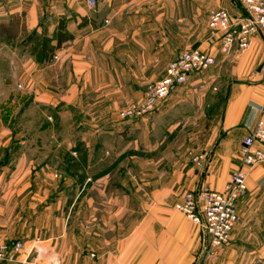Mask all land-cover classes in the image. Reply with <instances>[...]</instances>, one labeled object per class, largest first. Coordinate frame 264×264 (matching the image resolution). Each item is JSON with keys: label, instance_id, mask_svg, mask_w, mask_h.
<instances>
[{"label": "crops", "instance_id": "obj_1", "mask_svg": "<svg viewBox=\"0 0 264 264\" xmlns=\"http://www.w3.org/2000/svg\"><path fill=\"white\" fill-rule=\"evenodd\" d=\"M214 9L244 14L239 0H97L94 9L87 0H0V51L10 49V43L24 49L9 63L14 74L0 76V87L7 90V95L0 93V193L8 192V199L18 177L32 176V146L55 148L56 161L64 160L65 147L88 148L84 172L102 183L83 191L73 181L57 182V170L51 172L47 166L41 170L52 182L40 201L44 219L34 237L27 234L24 239L32 249L31 260L101 264L85 252L88 237L75 228L80 221L65 219L84 205L93 212L89 214L93 221L98 208L105 213L102 264L193 263L197 238L193 233L199 225L175 206L186 192L202 185L224 189L242 166L250 104L264 105V39L254 37L247 51L222 53L220 40L208 27ZM61 26L70 39L46 57L43 47L46 41L57 45ZM33 40L38 41L39 56L31 52ZM186 50L208 53L217 65L191 75L149 116L135 122L116 119L122 106L141 100L147 85L162 79L168 64ZM1 98L10 104L5 107ZM15 100L24 104L18 108ZM31 112L41 119V135L33 140L30 133H22L27 128L16 116ZM47 114L56 115L54 124L42 121ZM66 125L69 139L63 135ZM96 133L134 141L136 150L141 149V156L130 157L140 167L134 174L128 172L135 178L133 188L124 185L111 192V175L103 173L106 165L101 167L109 155L91 151L100 147ZM190 153L206 156L205 170L191 166ZM4 178L9 179L7 188ZM247 185V195L237 202L238 223L219 261L229 254L264 258V164L250 170ZM94 192L103 198L94 200ZM7 219L0 208V226L9 223ZM97 236L93 235V246L99 248ZM204 238L201 230V242ZM109 241L119 244L111 249L115 255L107 257Z\"/></svg>", "mask_w": 264, "mask_h": 264}, {"label": "built area", "instance_id": "obj_2", "mask_svg": "<svg viewBox=\"0 0 264 264\" xmlns=\"http://www.w3.org/2000/svg\"><path fill=\"white\" fill-rule=\"evenodd\" d=\"M244 14L232 15L225 9L211 10L208 27L213 37H218L224 54L234 49L244 52L254 37L264 39V0H239ZM90 8H96L97 0H87ZM217 65V59L200 50H186L168 64L165 76L149 83L142 99L120 112L123 120H140L157 109L190 76ZM248 132L242 146V166L234 171L222 191L202 185L196 191H188L175 208L199 225L204 232L201 253L194 264H214L221 250L229 242L231 232L238 223L237 202L248 189L250 170L264 164V105L250 104L244 121ZM205 155H194L193 161L203 167ZM31 250L23 240H9L0 234V264H42L31 260ZM26 255L22 260L21 256Z\"/></svg>", "mask_w": 264, "mask_h": 264}, {"label": "rangeland", "instance_id": "obj_3", "mask_svg": "<svg viewBox=\"0 0 264 264\" xmlns=\"http://www.w3.org/2000/svg\"><path fill=\"white\" fill-rule=\"evenodd\" d=\"M33 47L31 49L32 54L34 56H39V46L38 41H34L32 43ZM36 45V47H35ZM10 49L5 47L4 49H1L0 51V76H7L10 73L15 72V67L11 66L9 63L11 59H15L17 57L22 56L23 48L22 44H9ZM44 50V47H43ZM55 60H59L58 56L54 57ZM4 82H1V85L3 86ZM224 84V83H223ZM13 87V83L11 84ZM11 87V89H13ZM18 90L20 87H18ZM15 89V88H14ZM12 90V93H15V90ZM0 93L7 95V90H3L2 87H0ZM5 97V96H4ZM4 98L2 100L3 104L8 105L10 103H5ZM138 101L129 102L126 105L122 106L121 109L118 111L116 116V119L120 120V112L125 109L128 106H131L133 104H137ZM15 104H17L18 108L19 105H23V101L20 100V103H18V100H15ZM36 115H39L38 113L31 112L30 114H25L24 116L16 115L18 116L17 121L19 124L24 126L25 131L23 129L22 133H30V136L33 139L38 138L41 133L39 134V128L40 125V118ZM56 115L55 114H47L45 118L42 117V121L44 119L47 120V122L54 124L56 122L55 120ZM122 121H128V122H135L136 120H123ZM31 129H28L30 128ZM52 134L55 133V130H51ZM98 133L101 132V130L97 131ZM71 131H69V127L66 125L63 129V135L66 139L71 138L70 135ZM45 132L42 131V135H44ZM46 134H49V131H47ZM94 139L98 142L100 147L93 148L92 153H101L104 155H109L108 158L104 162H102L101 167L106 165V168L103 169V173H110V186L111 192L115 193V190H120V187H124V185H128L129 188H133V185H135V178H131V175L128 174V172L134 174V171L139 169L138 163H136L135 158H130L134 156H141L143 154L141 152V149L136 150V145L134 141H130L128 139L123 140V142H120L117 137V135H114L112 138H102L100 134L94 136ZM36 145V144H35ZM54 148V147H53ZM18 150L19 148L16 147ZM42 149V150H40ZM92 149V148H91ZM125 149H127L125 151ZM125 151V152H123ZM123 152L124 155L119 160H113V155H117L119 153ZM30 153L32 157V176L29 177H18L16 179L15 186H13L12 191L15 190V193H11L10 197L7 199V191L8 189L1 190V192H7L6 194L0 193V208L3 209L4 217L5 219H10L9 223H5L4 225L0 226V234L4 236L6 239L13 238L12 240H23L25 241V237L28 234H31V237H34L35 231L39 229V223L43 221L44 213L45 211H42L40 209V206L43 205L40 203L42 198H45V194L43 193L44 188H50L51 187V179H48L43 176L41 173L42 169H46V166L49 168V170L52 172H55L57 170V182L62 183V185H71L74 183L75 186H78L80 189L85 191V188L87 190L88 187L91 186H97L102 183H99L98 176L90 177L87 176L84 172V169L86 165H88L87 159L85 156L88 155V148L86 149L84 146H77L73 148H67L65 147L63 149V156L64 160L59 161L55 160L54 155H56L55 148L52 149L51 146H32L30 148ZM51 155V156H50ZM84 155V156H83ZM201 155V154H196ZM83 156V157H82ZM191 156V166L195 167L197 170H205V167L207 165V160L205 161V164L203 167L198 166L194 161L193 157ZM194 156V155H193ZM35 157V158H34ZM107 159H111L112 161L109 163L107 162ZM109 163V165H108ZM58 168V169H57ZM147 168V166H145ZM80 171V172H78ZM98 179V180H97ZM7 180L4 178V186L3 188H7ZM54 180V179H53ZM73 181V183H71ZM49 183V185H48ZM107 184V182H105ZM121 185V186H120ZM115 189V190H114ZM248 192V189H247ZM247 192L245 195H247ZM86 196V193L83 194ZM93 199L99 201V197L103 198V196L99 195L98 193L94 192L93 195H91ZM70 197V196H69ZM241 197V198H242ZM10 199V201H9ZM96 210H94L95 212ZM62 213V212H61ZM64 213V211H63ZM75 213L73 216L72 214ZM72 214L69 213L65 217L67 220H71L73 218L74 220H78L79 225H76L75 228H77L79 231V234L81 237L85 238L88 237V241H85L87 244V249H85V252L88 254L89 258L96 263L103 262V243H104V237H103V229H104V222L101 220L103 211L98 208L96 212L95 217L96 220L91 219V213H93L90 210H87L84 205L81 206L80 211H75ZM91 214V215H89ZM12 218H10V217ZM64 215H62L63 217ZM7 219V220H8ZM133 225V224H131ZM200 228L196 226V231L193 234H196L197 238L194 243L193 248V263L196 262L198 259L200 253H201V230ZM117 230V229H116ZM199 230V231H198ZM97 233L96 237V244H99V248L94 247L93 243V235ZM118 233V232H117ZM117 238V237H116ZM230 243V239L228 244ZM105 244V243H104ZM119 242H107V257L111 255H115L113 252L114 249H116ZM227 244V245H228ZM93 248H90V247ZM111 249L113 251H111ZM195 250V251H194ZM195 252V253H194ZM220 257V256H219ZM214 264H264V258H249V257H237L236 255L234 257L229 254L224 261H219V258L216 263Z\"/></svg>", "mask_w": 264, "mask_h": 264}, {"label": "trees", "instance_id": "obj_4", "mask_svg": "<svg viewBox=\"0 0 264 264\" xmlns=\"http://www.w3.org/2000/svg\"><path fill=\"white\" fill-rule=\"evenodd\" d=\"M62 30H63V28L61 26V27H59V31L56 33V38H57V45L56 46H50L49 41H46L47 43L44 47V55L46 57L52 56L53 53L62 46L63 42L70 39V37L65 35V33Z\"/></svg>", "mask_w": 264, "mask_h": 264}]
</instances>
